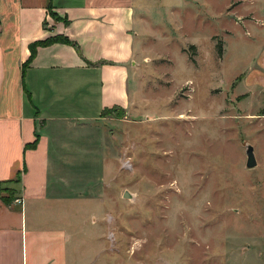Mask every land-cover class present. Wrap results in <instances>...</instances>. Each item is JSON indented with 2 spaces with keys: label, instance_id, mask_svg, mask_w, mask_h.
<instances>
[{
  "label": "rangeland",
  "instance_id": "rangeland-1",
  "mask_svg": "<svg viewBox=\"0 0 264 264\" xmlns=\"http://www.w3.org/2000/svg\"><path fill=\"white\" fill-rule=\"evenodd\" d=\"M151 1L130 113L107 111L97 124L106 158V185L98 180L91 194L106 200L94 227L105 246L97 260L264 263V101L236 92L257 56L242 27L253 16L235 23L239 0Z\"/></svg>",
  "mask_w": 264,
  "mask_h": 264
},
{
  "label": "crops",
  "instance_id": "crops-1",
  "mask_svg": "<svg viewBox=\"0 0 264 264\" xmlns=\"http://www.w3.org/2000/svg\"><path fill=\"white\" fill-rule=\"evenodd\" d=\"M240 2L235 23L253 16L242 27L257 56L236 92L260 103L264 0ZM147 3L0 0V189L9 191L0 198V264H101L103 233L94 227L106 200L91 196L98 180L106 185L97 124L106 111L130 113ZM57 37L70 42L40 44Z\"/></svg>",
  "mask_w": 264,
  "mask_h": 264
},
{
  "label": "water",
  "instance_id": "water-1",
  "mask_svg": "<svg viewBox=\"0 0 264 264\" xmlns=\"http://www.w3.org/2000/svg\"><path fill=\"white\" fill-rule=\"evenodd\" d=\"M246 155H247V163H246L247 169H253V168L257 167L258 162L256 159L254 148L249 144L246 146ZM124 198L132 199V197L130 196V194L128 192H126L124 194Z\"/></svg>",
  "mask_w": 264,
  "mask_h": 264
},
{
  "label": "trees",
  "instance_id": "trees-1",
  "mask_svg": "<svg viewBox=\"0 0 264 264\" xmlns=\"http://www.w3.org/2000/svg\"><path fill=\"white\" fill-rule=\"evenodd\" d=\"M51 15H54V14L51 13ZM59 40L65 42V43H69V42H70V41L67 40L66 38H59V37H57V38L49 39L48 41L43 42V43H40V44H41V45H48V44H50V43H54V42L59 41ZM217 48H218V54H219V57H221L222 54H223V49H222L220 46L217 47ZM106 112H107V111H106ZM6 192H7V195H8V194H9V191H6V190H2V189H0V198H1V199L9 200V197H3V196H2V193H6ZM11 194H12V192H10V197H11ZM1 196H2V197H1Z\"/></svg>",
  "mask_w": 264,
  "mask_h": 264
},
{
  "label": "built area",
  "instance_id": "built-area-1",
  "mask_svg": "<svg viewBox=\"0 0 264 264\" xmlns=\"http://www.w3.org/2000/svg\"><path fill=\"white\" fill-rule=\"evenodd\" d=\"M17 202L22 203V201H17Z\"/></svg>",
  "mask_w": 264,
  "mask_h": 264
}]
</instances>
